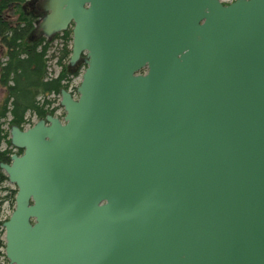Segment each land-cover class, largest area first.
Instances as JSON below:
<instances>
[{
    "label": "water",
    "instance_id": "1",
    "mask_svg": "<svg viewBox=\"0 0 264 264\" xmlns=\"http://www.w3.org/2000/svg\"><path fill=\"white\" fill-rule=\"evenodd\" d=\"M37 9L86 67L10 128L7 264H264V0Z\"/></svg>",
    "mask_w": 264,
    "mask_h": 264
},
{
    "label": "trees",
    "instance_id": "2",
    "mask_svg": "<svg viewBox=\"0 0 264 264\" xmlns=\"http://www.w3.org/2000/svg\"><path fill=\"white\" fill-rule=\"evenodd\" d=\"M32 3L31 0H0V47L3 48L0 85L5 89L0 101V162L7 160L10 153V150H1L4 142L10 145L4 124L23 128L25 123L33 124L28 117L42 118L46 113H52L50 95H58L61 88H67L69 84L66 74L59 72L56 76L51 73L50 64L53 60L54 65L60 66V71L66 67L71 31L65 30L48 39L36 36L34 27L39 14L32 10ZM57 37L62 40L61 45L56 51H50V45ZM5 181L7 176L0 168V185ZM11 193L13 203L15 190ZM3 200L0 197V204ZM3 250L4 241L0 239V264L6 261Z\"/></svg>",
    "mask_w": 264,
    "mask_h": 264
},
{
    "label": "rangeland",
    "instance_id": "3",
    "mask_svg": "<svg viewBox=\"0 0 264 264\" xmlns=\"http://www.w3.org/2000/svg\"><path fill=\"white\" fill-rule=\"evenodd\" d=\"M33 1L32 3V6L31 5H28V8H32V10L34 9V11L36 10L37 13L39 14L38 16V19L36 20V24H35V27H34V33H35V29L37 27V24L38 22L41 20V18L43 17V12H40L38 9H37V3L40 2L41 0H31ZM226 3V2H225ZM69 30L71 29V27L68 28ZM67 29V30H68ZM57 34V33H56ZM55 34V36H56ZM36 36H40V35H37L35 33ZM41 36H44V35H41ZM54 36V35H53ZM52 36V37H53ZM46 39H48V37L44 36ZM61 39L59 37L55 38L52 42V44L50 45V51H56L57 47H59V44L61 43ZM61 45V44H60ZM71 45V40L69 41V47ZM50 51H49V54H50ZM3 52V48L0 47V53ZM50 68H51V73L56 75L60 72V66L57 65L55 63L54 65V62L53 60H51V64H50ZM81 81V76H78L74 79H72L71 83L69 84L70 85V88L72 89H75V87L80 83ZM5 95V89H3V87L0 85V101L3 99ZM52 100H51V104L49 105L50 109H56L60 103V96L59 95H52ZM57 113H61L63 115V111L59 108H57ZM29 114H27V117H28ZM30 119V121L32 123H35L37 121V117L36 116H31V117H28ZM28 126H30V124L28 123H25L23 128H27ZM4 128L8 130V139H10V125H8V123L4 124ZM4 146V145H3ZM12 190H15V186L10 183L9 181H5L3 182L1 185H0V197H3L4 200L1 202L0 204V221H5V219H7L11 213V211L13 210V206H14V201L13 203H11V199H10V196H11V191ZM10 194V195H9ZM0 239L1 240H4V230L2 228V226L0 225ZM2 264H7V260L6 261H3Z\"/></svg>",
    "mask_w": 264,
    "mask_h": 264
},
{
    "label": "flooded vegetation",
    "instance_id": "4",
    "mask_svg": "<svg viewBox=\"0 0 264 264\" xmlns=\"http://www.w3.org/2000/svg\"><path fill=\"white\" fill-rule=\"evenodd\" d=\"M69 48H70V54H71V45H70ZM69 57H70V55H69ZM69 57H68V62H67L66 67L63 68L62 71H60V72L66 74L67 78H69V80L66 81V82H68L70 84L71 81H72V79H74V78L82 75V73H83V71H84V69L86 67V64H85V61H84L85 54H82L80 56V58L74 64H70ZM58 74H56V76ZM69 84H68V87L67 88H64V89H66L67 91H69L74 98H77L78 97V93H77L76 88H77L78 85L75 87V89H72V88H70V85ZM58 95L60 96V93ZM50 96L52 97V95H50ZM57 108H59V109H61L63 111V115L61 113H57V111H56ZM57 108L52 113L51 112L50 113L49 112L46 113L45 116L47 114H52V115L58 117L61 121H63V117H64V114H65L64 108L60 105V103H59V105H58ZM44 117H42V118H44ZM38 119H40V118H37V120ZM21 129H25V128H21ZM1 150H10V153L8 154V157L9 158L4 161V162H7V163L10 162V156L12 154H18L19 155V154H21L23 152L22 149H18L16 147H14L11 143H10V145H8L5 142L1 145Z\"/></svg>",
    "mask_w": 264,
    "mask_h": 264
},
{
    "label": "built area",
    "instance_id": "5",
    "mask_svg": "<svg viewBox=\"0 0 264 264\" xmlns=\"http://www.w3.org/2000/svg\"><path fill=\"white\" fill-rule=\"evenodd\" d=\"M221 2H223V3H229V2H232L233 0H220Z\"/></svg>",
    "mask_w": 264,
    "mask_h": 264
}]
</instances>
